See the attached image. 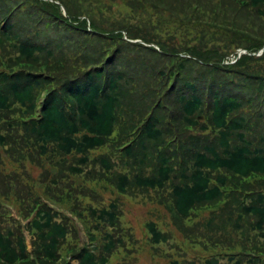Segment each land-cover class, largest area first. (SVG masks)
I'll use <instances>...</instances> for the list:
<instances>
[{
  "label": "trees",
  "instance_id": "obj_1",
  "mask_svg": "<svg viewBox=\"0 0 264 264\" xmlns=\"http://www.w3.org/2000/svg\"><path fill=\"white\" fill-rule=\"evenodd\" d=\"M0 197V264H264V0H0Z\"/></svg>",
  "mask_w": 264,
  "mask_h": 264
},
{
  "label": "rangeland",
  "instance_id": "obj_2",
  "mask_svg": "<svg viewBox=\"0 0 264 264\" xmlns=\"http://www.w3.org/2000/svg\"><path fill=\"white\" fill-rule=\"evenodd\" d=\"M94 186L96 187L97 190H103V188L105 187V189L111 193L110 187H108L104 183H98V184H95ZM38 191L42 193L41 190L38 189ZM0 201L2 204L5 205L4 208L9 213H11L12 219L17 220V221L22 220V218L18 217L19 215H18L17 209L14 206V203L16 204L17 207H19V204L15 202L14 199L12 198L5 199V198L0 197ZM123 203H124L123 210H124L125 216L123 217L122 226L125 229L127 228L130 229V227H132L137 238H140L141 237L140 227L143 224V222H145L148 219L156 218L155 215H152L149 212V210L153 209V205L150 203L136 204L138 202H133V199H130V198L123 199ZM13 211L16 212V215ZM81 236L83 237V232H81ZM25 237H26V243L29 245V236L25 234ZM124 251L125 250L120 251L121 255L125 253ZM231 251L234 252V250H231ZM167 254L175 255L174 251L170 250L168 247L162 246L160 248L154 249L147 243H144V246L142 247V252H140V255L142 256L138 257L139 259H137L135 255H132V256L133 258H136L135 260L136 262L134 264H159L165 260L164 256ZM195 256H196V252H192L191 255H188L187 257H181L178 259L182 263H186L188 261H192L193 257ZM153 258L154 260H152Z\"/></svg>",
  "mask_w": 264,
  "mask_h": 264
},
{
  "label": "water",
  "instance_id": "obj_3",
  "mask_svg": "<svg viewBox=\"0 0 264 264\" xmlns=\"http://www.w3.org/2000/svg\"><path fill=\"white\" fill-rule=\"evenodd\" d=\"M63 13H64V11H63ZM237 53H239V54H241V53H245V51H238ZM234 56V55H233Z\"/></svg>",
  "mask_w": 264,
  "mask_h": 264
}]
</instances>
